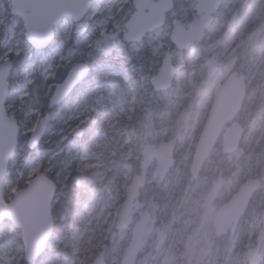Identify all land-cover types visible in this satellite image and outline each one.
<instances>
[{
	"label": "rangeland",
	"instance_id": "obj_1",
	"mask_svg": "<svg viewBox=\"0 0 264 264\" xmlns=\"http://www.w3.org/2000/svg\"><path fill=\"white\" fill-rule=\"evenodd\" d=\"M127 1L124 0V3ZM116 2L119 3L120 0H116ZM233 4H237V7L234 9L231 7ZM232 5L227 6L220 13L210 28L209 35L206 37V42L218 37L217 41L209 42L206 47L211 52V56L205 62L206 66L204 69L206 72H208L211 59L219 61L223 60L230 53L251 49L254 46L252 40L261 31L258 25L264 20V0H233ZM195 7L196 2L192 5V8ZM188 12V9L184 10L182 16L185 17ZM255 26L256 28L252 31L254 34L252 35L251 33L248 36V31H251ZM170 32L171 27L168 25L158 31L152 37L150 43L166 37ZM155 49L162 61L166 51L163 50L161 44H156ZM200 50V48L196 47L188 56L181 51H178L176 54L172 53L176 63L177 75L174 79L173 90L171 89L172 91L169 90L160 95L166 101V108L162 110V116L165 115V119L170 116L172 119L176 118L180 130H182V128H185L184 126H188L187 123L190 121V115L195 108L197 109V113L186 138H182L179 132L177 140L173 139V142L177 144L175 145V153L178 154V156L175 154L177 165H173L166 178L161 180L155 177L158 168L157 159L151 160L148 166L144 169L142 168L138 173L147 178V183L150 186L140 195L146 207L144 206L135 212L134 224L141 221L145 211L151 214V218L142 239L141 251L135 264H249L248 252L256 246L260 236L262 213L264 210V189L254 207L256 210L262 207V210L251 221L247 230L240 231L234 238L229 236L231 229L228 228L223 229L220 235H216L214 219L221 204L236 195L240 181L238 172H232L233 175L227 176V178L223 176V173H220L218 176H214L213 181L206 179L199 180V178L194 179L191 176L196 180L194 183L191 181L192 178L184 173V169L187 167L190 171L194 150L201 134V127L206 121L216 87L224 82L233 71V65H229L226 69L220 68L217 65L214 69L217 78L213 87L205 94L201 92L192 94V86L199 72L197 68L201 55ZM160 65L158 70L152 74V77L159 71ZM120 67L126 70L132 69V72L135 71L133 83L135 80L138 82V88L141 92L137 94V99L144 103L145 96L149 91L147 83H150V81H147L144 75L137 74L132 63H125L122 59ZM118 70L122 72V70ZM249 71H251L250 75L246 76L248 78V85H252V90L246 98L245 103L257 101L262 114H260L258 119H253L250 122L247 121L248 119L244 121L245 115H243V110L238 116V121L247 130L243 139L245 143H251L253 140L261 139L264 136V46L259 50L257 59L253 62V68H249ZM201 73H203V69ZM102 78L98 76L96 80ZM109 80L112 83L119 84V81L117 82L115 79ZM125 80H129V78L125 77ZM122 86L125 85L122 83ZM146 115L147 120L150 114L146 113ZM85 119H87V116L80 121H84ZM225 129L213 152L218 157H222L219 154H224L222 152V142ZM167 132L168 128L165 129L164 134H167ZM149 133H147V136H150L151 133ZM21 138L23 139V137ZM146 139L144 138V141ZM173 142L163 140L160 145L165 143L172 144ZM146 146V143L142 146V162L144 161L143 151ZM22 151V148L21 150H16L11 161H15V156L17 155L20 157ZM237 152L222 157L224 158L223 162L229 167L237 165L243 149ZM60 154L67 155L69 151L61 149L48 160L38 158L29 167L31 171L29 172L28 168L24 171L23 176L26 184H28L37 173L43 172L50 175L52 171L56 170L57 178L55 183L57 191L60 189L62 193H66L68 192L66 187H74L72 189H74L73 193L76 200L73 199L71 201V199L66 197L62 205L63 210L58 211V216L59 214L61 216L58 222V229L60 223L65 225L67 223L66 220L74 217V223L71 221L72 225L70 224L73 227L72 232L70 234L64 233V229L58 232L56 229V216L53 214L55 219L54 234L46 246L45 254L36 260V262L29 264H54V262L55 264H89L104 246L109 247L108 258L111 261L110 264H123L130 250L132 228L123 230L114 237H111V234L121 203L135 175L133 174V170L128 169L127 164L124 163L129 158V153H120L117 160L112 158V161H116L117 163L116 169L118 173L116 172V175L122 174L124 176L121 200H119V196L115 192L117 189L113 187L111 181L107 178V173L102 168V164L97 161L84 162L81 172L88 179V182L87 188L84 191L87 198L86 211L83 213L82 211L73 213L69 209L73 205V202L78 201V197L82 196L78 187H84L83 189H85V185L77 180L73 181L71 185H67L70 179L73 178L74 171L72 169L74 168L71 161H64L63 164L56 165L53 159L56 155L59 156ZM234 154L236 155L234 156ZM211 158L206 162L204 168L210 167L213 161ZM247 168L248 166L245 167L246 170ZM108 172L110 173L111 171L108 169ZM218 182L222 184V187L218 193H215L213 188ZM17 190L18 188H14V191L12 190V197ZM108 190L113 191L110 196L107 194ZM117 193L119 194L120 192ZM94 212H99L100 215L96 218ZM104 213L105 216L102 217ZM66 217L68 218L66 219ZM108 221L109 223H107ZM91 232L94 233L92 236H90ZM162 233H166V240L162 247H159V237ZM20 239H22V234L20 231H16L14 226L6 223L4 227L0 228V264H21L24 257V249L18 258L15 253H12V248L15 245L17 247ZM254 264H264V240L262 241V249Z\"/></svg>",
	"mask_w": 264,
	"mask_h": 264
},
{
	"label": "trees",
	"instance_id": "obj_2",
	"mask_svg": "<svg viewBox=\"0 0 264 264\" xmlns=\"http://www.w3.org/2000/svg\"><path fill=\"white\" fill-rule=\"evenodd\" d=\"M194 2L195 0H175L174 11L168 16L165 27L170 25L174 18L183 17V11L187 9L189 12L185 17H183V19L186 22L191 21L196 13L195 9L192 8ZM126 4L128 5L129 15H131L135 10L133 0H128ZM258 26L261 31L258 35H255L252 40L254 46L242 53L240 51L230 53L223 60H219L223 69H226L229 65H234L233 70L239 71L245 75L250 74L246 71L244 61L256 58L259 50L264 46V20ZM255 28L256 26L253 27L251 31H248V36ZM209 33L210 30H207L205 33V40ZM156 34L157 32L147 35L142 40L141 44L137 46L138 50L136 52H132L130 49H125L126 55L134 57L132 64L137 74L139 73L144 75L147 78V81H150L152 74L158 70L161 62V57L157 55L155 49L156 44H161L162 48L168 52L174 54L178 53V50L170 40V35H167L160 40H156L154 43H150V40ZM253 34L254 32L252 35ZM205 40L195 46V48L197 47L201 49V55L198 63L199 66L197 68L199 72L197 73L192 86V94H196L198 92L203 94L207 93L217 78L216 73L209 76L204 67L206 59L211 56L210 50L206 47L209 42L217 41L218 37L207 40V42ZM195 48L185 51V54L188 56ZM113 55H115V53ZM121 60L122 59H113L112 57H101L96 63H94L93 76L95 79L93 80L94 90L91 93V96L93 97L92 103L85 105L81 102L80 104L75 105L71 110L66 108L64 111H54L45 137L39 144L36 153L23 150L20 157L18 155L15 156V161L12 160L10 162L9 175L5 179L4 191L6 198H10L12 196V190L14 188L20 189L26 185L24 176L21 177L17 175L18 171L21 172L23 170L24 174V171H26L38 158L48 160L52 155L63 149L69 151V154H60L59 156L56 155L53 162L58 165L63 164L64 161H71L74 168L72 171H74V173L73 178L70 179L67 185H71L75 180L81 182V184L85 185V189H83L84 187L78 188L79 191H81L82 196L85 197L86 193L84 191L87 188L88 179L83 176L81 167L84 166V162L97 161L102 164V168L105 169L107 173V178L111 181L113 187L117 189L115 192L119 196V200H121V196L123 195L122 183L124 182V176L122 174V176H118L113 171L110 173L108 172V169L110 168L108 163L112 161L113 157H116L117 160L120 153H129V158L124 163L127 164L128 169L133 170V174H137L142 170L141 160L143 144L146 143V145L157 146L162 143L163 140L166 142H173V139L177 140V134H179V132L182 138H186L188 132L190 131V127L195 120L197 109L195 108L192 111L190 121L187 123L188 126H184L185 128L180 130L179 125L176 122V118L172 119L170 116L165 119V115L162 116V110H165L166 108V101L162 99L160 95L164 93L155 91L151 84L147 83L149 91L145 96L144 103L137 99V94L141 92L138 88V82L135 80L133 83L135 71L132 72V69H122V67H120ZM109 67L122 70L120 73L123 75L122 78L119 79V84L115 82L112 83L111 80L107 81L104 78V74L109 70ZM202 69L203 73H201ZM98 76L103 78L96 80ZM125 77H128L129 80L126 81ZM122 83L125 86H122ZM251 86L252 85L250 84L248 87V95L252 90ZM70 111L76 113L79 118L69 119ZM146 113L150 114V117L147 120ZM260 114H262V112L257 101H254L253 103L248 101L245 103L243 110V115H245L244 121H246V119H248L247 121L249 122L253 119L256 120L259 118ZM86 116L87 119L80 121ZM77 125L84 129V136L82 138L74 136V129ZM166 128H168V132L167 134H164ZM147 133H149L150 136H147ZM144 138H147L146 141H144ZM21 140L23 139L21 138ZM173 143L177 145L176 142ZM241 149H243V152L239 159V163L232 167L227 166L223 162L224 158L222 157L227 156V154H219L222 157H218L216 154H213L211 159H213V161L215 160L214 163L212 161L210 167L203 168L199 177V180L206 179L213 181L215 178L214 176H218L220 173H223V176L227 178V176L230 177V175H233L232 172L237 171L241 181L247 179L248 177H257L262 179L261 187L256 193L253 202L238 230L235 233L229 232L230 235L228 234L233 238L240 231L247 230L251 221H253L256 218V215L259 214V210H256L254 207L264 189V136L261 139L253 140L251 143H245L243 141L239 151ZM235 155L236 154H234V156ZM176 156H178V154H176ZM175 165H177V158L174 166ZM246 166H248L247 170L250 169V171H248L250 173L246 172ZM184 173L188 174V176L192 178L188 167L184 169ZM50 176L54 180L57 178L53 174H50ZM119 181L120 183H118ZM191 181L194 183L196 180L192 178ZM149 186L150 184H147L145 189ZM72 188L74 187H66L68 190L66 193H62L59 189L56 194V200L53 204V214L56 216V229L58 232H61L64 229V233L70 234V224L72 225L70 222L71 218L66 220L67 223H65V225L60 223V227L58 229L59 218H61L60 214L58 216V211L63 210L62 205L66 197L71 199V201H73V199L75 200L76 197L73 193L74 189ZM145 189L142 190V193ZM117 192L120 193L118 194ZM67 218L68 217H66V219ZM107 223H109V221ZM93 234L94 233L91 232L90 236ZM23 249L24 245L22 239H20L17 243V247L15 245V247L12 248V253H15L18 258ZM21 264H26L24 258L22 259Z\"/></svg>",
	"mask_w": 264,
	"mask_h": 264
},
{
	"label": "snow or ice",
	"instance_id": "obj_3",
	"mask_svg": "<svg viewBox=\"0 0 264 264\" xmlns=\"http://www.w3.org/2000/svg\"><path fill=\"white\" fill-rule=\"evenodd\" d=\"M129 18L124 0H0V130L10 132L0 161L21 148L36 153L54 111L92 103L101 57L132 63L125 49L136 52L142 41L130 36ZM104 75L118 82L123 74L109 67Z\"/></svg>",
	"mask_w": 264,
	"mask_h": 264
},
{
	"label": "water",
	"instance_id": "obj_4",
	"mask_svg": "<svg viewBox=\"0 0 264 264\" xmlns=\"http://www.w3.org/2000/svg\"><path fill=\"white\" fill-rule=\"evenodd\" d=\"M197 12L199 18L186 25L181 20L173 22L171 41L179 50H186L202 40L203 34L212 22L213 12L218 10L223 0H197ZM60 3H71L73 0H58ZM136 7L135 12L126 22L129 34L133 39H142L148 33H152L164 26L166 17L174 8V0H133ZM216 60L210 61L209 74H212ZM176 77V66L171 53L163 57L159 71L152 77L151 84L158 91H167ZM248 84L246 77L239 72H233L225 82L219 84L216 89L210 111L202 133L197 142L190 166L191 172L197 178L204 163L214 151L223 130L226 128L222 151L224 153L235 152L242 141L244 127L237 121L244 101L247 96ZM47 130V129H46ZM43 133L42 138L45 135ZM84 130L79 128L75 131L76 136H83ZM10 132L7 127L0 130V143L7 146ZM42 140V139H41ZM7 151V148H5ZM16 152V151H15ZM174 145L164 144L159 147L147 146L144 148L143 167L153 158H158L156 176L164 179L174 163ZM14 155L11 156V159ZM10 159V161H11ZM10 161H0V226L3 221L11 220L16 226L22 228V239L24 242L25 260L32 262L41 257L47 244L53 237L55 219L53 216L52 202L56 194V184L48 175L38 173L36 177L24 189L19 190L13 199L7 204L3 199L4 182L8 173ZM146 179L136 175L128 188L126 198L118 213L115 223L116 230L127 229L133 221V210L141 204L137 199ZM261 181L249 178L239 187L238 195L223 204L215 218L217 235H220L225 227H233L235 230L246 214L251 198L255 195ZM222 184L214 185V192L218 193ZM151 214L147 212L141 222L134 227L131 248L123 264H134L139 253L142 239L145 235L147 223ZM116 231L112 232L114 237ZM264 238V213L263 224L259 242ZM166 240V234L162 233L159 238V247ZM258 250L249 252V263L254 264L259 253ZM104 248L91 264H106Z\"/></svg>",
	"mask_w": 264,
	"mask_h": 264
},
{
	"label": "bare ground",
	"instance_id": "obj_5",
	"mask_svg": "<svg viewBox=\"0 0 264 264\" xmlns=\"http://www.w3.org/2000/svg\"><path fill=\"white\" fill-rule=\"evenodd\" d=\"M164 50V49H163ZM166 51V50H165ZM241 52V51H240ZM243 52H245V51H243ZM242 53V52H241ZM257 59V57L256 58H252L251 60H247V61H244V65L246 66V71L248 72V73H251V71H249V68H253V62L255 61ZM205 66H206V63H205ZM209 68H210V62H209ZM246 78H247V76L245 75V74H243ZM248 75H250V74H248ZM247 81H248V78H247ZM223 83V82H222ZM221 84V83H220ZM214 85V84H213ZM213 85L211 86V88L213 87ZM219 86V85H218ZM217 86V87H218ZM248 96V95H247ZM247 96H246V98H247ZM246 100V99H245ZM212 101H213V99H212ZM211 105H212V102H211V104H210V108H211ZM244 107H245V101H244V105H243V108H242V110H244ZM210 108H209V111H210ZM241 110V111H242ZM209 111H208V113H209ZM241 113V112H240ZM240 115V114H239ZM238 115V116H239ZM207 117H208V114H207ZM207 117H206V120H207ZM237 121H238V117H237V119H236ZM205 123H206V121H205ZM205 123H204V125H205ZM204 125L201 127V133H202V130H203V128H204ZM228 127H229V124H228ZM228 127H226V128H228ZM82 128V127H81ZM83 129V128H82ZM226 130V129H225ZM224 131V130H223ZM223 133V132H222ZM245 134H246V130L244 129V135H243V138H242V141H241V144H240V146L242 145V143H243V139H244V136H245ZM224 136V135H223ZM224 139V138H223ZM224 153V152H223ZM224 154H229V153H224ZM114 158V157H113ZM115 160H116V157L114 158ZM108 165L110 166V168H109V170L112 172H117L118 173V170L116 169V161H112V162H110V163H108ZM9 171H10V168H9V166H8V173H7V175H6V178H7V176L9 175ZM248 171H250V169L249 170H246V172L247 173H249ZM52 174L53 175H55V177H57V172H56V170L55 171H52ZM249 178H255V179H258V180H260L261 181V184H262V179L261 178H257V177H249ZM55 182V181H54ZM245 182V180H243V181H241V179H240V181H239V186H238V189H239V187L243 184ZM261 184H260V187H261ZM28 185L26 184L24 187H22V188H20V189H18L17 190V192L19 191V190H21V189H24V188H26ZM259 187V188H260ZM238 189H237V193H236V195L235 196H232V197H230V198H235L237 195H238ZM259 190V189H258ZM258 190H257V192H258ZM16 192V193H17ZM15 193V194H16ZM15 194H14V196H15ZM256 195V194H255ZM255 195L251 198V200H250V206H251V204H252V202H253V199H254V197H255ZM13 196V197H14ZM13 197L11 196L10 198H6L5 197V191L3 192V199H4V202H6L7 204L13 199ZM53 202H54V200H53ZM53 202H52V206H53ZM259 210V213L261 212L260 210H262L261 208L260 209H258ZM96 215H95V217L97 218L99 215H100V213L99 212H94ZM263 213H264V210H263ZM262 213V214H263ZM95 220V219H94ZM94 220H93V222H94ZM242 220V219H241ZM241 220H240V222H239V224H238V226H237V228L235 229V230H231V232L232 233H235L237 230H238V228H239V226H240V224H241ZM149 222H150V220H149ZM149 222L147 223V226H148V224H149ZM5 223H8V224H10L11 226H14L15 228H16V231H20L21 232V234H22V228H20V227H18V226H16L11 220H8V219H6V220H4L3 221V223H2V225L0 226V228L1 227H4V225H5ZM263 224V215H262V223H261V225ZM72 228L73 227H71V229H70V232H72L71 230H72ZM264 240V238L262 239V241ZM262 241L261 242H259V240H257V243H256V246L254 247V248H251L250 249V251H255V250H258L257 248H258V246H260V248H259V253H260V251H261V249H262ZM23 244H24V242H23ZM25 248V247H24ZM246 248V247H245ZM46 249V248H45ZM249 251V252H250ZM249 252H248V263H249ZM259 253H258V255H257V257L259 256ZM45 254V250H44V252H43V254L41 255V257L43 256ZM257 257H256V260H257ZM256 260H255V262H256ZM26 263V262H25ZM26 264H28V263H26ZM250 264V263H249Z\"/></svg>",
	"mask_w": 264,
	"mask_h": 264
},
{
	"label": "flooded vegetation",
	"instance_id": "obj_6",
	"mask_svg": "<svg viewBox=\"0 0 264 264\" xmlns=\"http://www.w3.org/2000/svg\"><path fill=\"white\" fill-rule=\"evenodd\" d=\"M232 2H233V0H223L222 1V4L220 5V7H219V9L218 10H216V11H214L213 12V16H212V22H211V24H210V26H209V28H207L206 30H205V32H204V34H203V38H202V40H201V42H203L205 39V33H206V31L207 30H210V28L212 27V25L214 24V22H215V20H216V18L220 15V13L222 12V11H224V9L227 7V6H229V5H232ZM197 5V4H196ZM233 9L234 8H236L237 7V4H233L232 6H231ZM196 8V7H195ZM171 13H169V14H167V17H166V19L168 18V16L170 15ZM199 18V14H198V12H197V8H196V13H195V16H194V18L191 20V21H194V20H196V19H198ZM178 18H174L173 19V22L175 21V20H177ZM191 21H189V22H191ZM173 22L171 23V24H173ZM200 42V43H201ZM195 48V47H194ZM181 52H184L185 53V51H181ZM216 60V65H215V67H217V65H219V67L220 68H222L221 67V65H220V63H219V61H217V59H215ZM215 69V68H214ZM233 69H234V65H233ZM214 72L215 71H213V75H214ZM225 133V132H224ZM224 135V134H223ZM223 152V151H222ZM51 175H52V173H51ZM108 192H109V194H111V190H108ZM81 195H82V193H81ZM79 198V200L78 201H75V202H73V205H71V207H70V211L71 212H81L82 211V213L85 211V209H86V197H84V196H79L78 197ZM81 198V199H80ZM75 200H76V198H75ZM81 204H83V205H81ZM102 213V212H101ZM72 214V213H71ZM71 214H69V215H71ZM103 216H105V213L102 215V217ZM71 218V221L74 223V217H70ZM70 221V222H71ZM71 222V223H72ZM6 224V223H5ZM80 225L82 226V224L80 223ZM5 226V225H4ZM106 247V249H107V251H106V255H105V257H106V262H107V264H110L111 263V261H110V259L108 258V251H109V247L108 246H105ZM89 264H91V263H89Z\"/></svg>",
	"mask_w": 264,
	"mask_h": 264
}]
</instances>
